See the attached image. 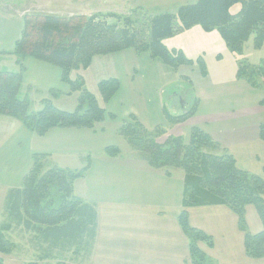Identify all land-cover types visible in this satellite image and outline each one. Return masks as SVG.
<instances>
[{
	"label": "crops",
	"instance_id": "obj_1",
	"mask_svg": "<svg viewBox=\"0 0 264 264\" xmlns=\"http://www.w3.org/2000/svg\"><path fill=\"white\" fill-rule=\"evenodd\" d=\"M76 1L91 5L97 0ZM194 1L123 0V3H131L130 7L144 5L148 13H164L176 11V5ZM35 5L53 14L87 12L70 7L50 8L38 0ZM24 15L0 6V53L14 50L24 29ZM163 42L169 49L182 50L188 58L203 56L208 74L204 76L196 63L173 69L151 58L148 52L128 48L96 55L90 65L100 57L102 65L108 62L112 68L108 78L116 77L120 82L119 90L105 104L115 116L104 122L107 127H53L38 135L18 119L0 115V221L7 191L22 185L32 167L33 154L44 153L52 164L60 167L81 169L89 165L73 184L74 193L93 203L98 212V231L89 264H191L189 240L178 219L183 207L184 175L180 172L166 175L135 155L124 159L120 154L128 143L118 133L116 120L135 114L147 128L164 124L167 121L164 111H170L164 87L171 86L172 81L166 69L171 68L190 83L187 89L196 101L194 115L185 121L189 125L170 124L171 129L186 138L191 128L197 126L228 149L240 168L263 175L264 140L260 137V125L264 124L261 104L264 86L254 88L237 78V58L218 30L205 31L201 25H195ZM22 63V85L26 91L55 90L60 94L56 98L73 94H69V85L63 82L58 66L33 56L25 57ZM190 66L197 72L195 78L180 73ZM110 145L119 147L120 153L107 154L105 150ZM87 155H90L88 163L79 160ZM188 210L190 223L213 237V247L204 242L199 245L218 264H264V257L247 255L238 217L228 206H193ZM246 218L253 233L262 230L263 224L253 205L246 207Z\"/></svg>",
	"mask_w": 264,
	"mask_h": 264
},
{
	"label": "trees",
	"instance_id": "obj_2",
	"mask_svg": "<svg viewBox=\"0 0 264 264\" xmlns=\"http://www.w3.org/2000/svg\"><path fill=\"white\" fill-rule=\"evenodd\" d=\"M238 9L233 10L234 7ZM135 13H139L135 10ZM133 15L95 13L90 16L65 17L53 13L26 15L21 37L11 53L18 56L20 69L0 70V114L20 120L29 130L44 135L53 127L95 128L107 119H115L108 112V103L119 90L116 77L98 82L100 103L86 86L82 76L71 78L74 69H87L96 55L133 48L148 52L151 58L177 69L180 65L196 63L206 76L208 67L203 56L188 58L180 49H169L163 40L201 25L205 31L218 30L229 50L237 58V78L252 87L264 86V59L254 64L244 54L245 43L254 37L255 48L264 43V0H195L181 5L174 12L150 15L148 26ZM116 21H115V20ZM120 22V23H119ZM143 25V26H142ZM145 26V27H144ZM33 56L58 66L63 82L70 92H79L74 110L58 108L49 98L41 100L42 107L32 111L27 97L19 91L22 87L23 60ZM52 95H58L51 90ZM264 105V100L261 101ZM195 109L179 115L164 113L170 124L185 122L194 115ZM137 156L152 168L184 170L183 207L179 223L189 240L191 264H218L205 253L199 243L213 247V237L189 221V208L193 206L226 205L238 217L244 233L246 253L252 258L264 257V171L259 175L237 165L236 158L208 132L197 126L191 128L190 140L171 135L164 142L158 140L164 132L162 126L148 129L135 114L121 121L117 128ZM260 137L264 140V124L260 125ZM208 149L220 150L219 154ZM106 153L116 156L120 149L115 145ZM30 171L20 187L7 191L4 205V221L0 222V253L10 254L19 246L8 234L21 229L28 233L29 243L38 252L39 261L55 259V264H68L65 258L89 260L95 246L98 231V212L93 203L74 193V181L82 177L89 165L71 169L52 164L48 155L34 153ZM253 205L263 224L262 230L253 233L246 218V207ZM0 264H7L0 257Z\"/></svg>",
	"mask_w": 264,
	"mask_h": 264
},
{
	"label": "rangeland",
	"instance_id": "obj_3",
	"mask_svg": "<svg viewBox=\"0 0 264 264\" xmlns=\"http://www.w3.org/2000/svg\"><path fill=\"white\" fill-rule=\"evenodd\" d=\"M175 1L179 2L181 0H174V2ZM38 3H40L42 6H48L50 8L55 7V8H63L64 9V8L70 7V8H79V9L87 11L86 13H85V11H79L81 13L64 12V13H60V14L58 13L57 14V15L65 16V17H72V16H78V15L90 16L91 14H95L98 12H100V13H116V14H120V15L121 14L133 15L134 18H138V20L140 21V24L144 23L145 26H148V24H147L148 22H146V19L148 18V16L160 14V13H153L152 11H150L149 12L150 14H149L147 8L144 5H137L136 7H130L131 3L124 5L123 0H105V1L97 0L94 3H92L91 5L79 4L78 1H76V0H61V1L38 0ZM72 5H75V7H72ZM0 6L5 7L8 10V12H12L16 15L23 13V15L25 14L24 18L26 15H33V14L36 15V14H41V13H48L46 11H43L42 8H40L38 5H35V0H0ZM179 7H177V5H176L177 9ZM103 8H106L107 10L106 11H96V12L94 11L93 13L91 12V10H98V9H103ZM238 8H239V6H236L233 8V10H236ZM135 10H137L139 13L136 14ZM165 12H167V11H165ZM170 12H172V11H170ZM0 55H5L4 57L0 56V70H2V71H17L20 69L17 55L2 54V53H0ZM243 57H245L246 59H248L249 62L254 63V64L260 62L262 59H264V43L259 49L255 48L254 37L251 36L250 39L245 43ZM100 59H101L100 57H98V59L95 58L94 64H92V66H90V68L86 71L82 70V69H74L71 72V78L76 79L79 76H82L83 78H85L86 80L85 79L84 80H85L87 88L94 95H96L97 98L99 99L100 103L103 104L100 92L98 90V82L104 78L105 79L108 78L109 74H111L110 72L112 71V68H110L108 66L109 65L108 62H103L105 65H102L101 64L102 62ZM168 69H166V70L169 71V72H167L168 76L170 77L169 80L172 77V81H171V86L164 87V92L166 94V98H168V101H169V103H168V107L170 108L169 113L172 115H179V114H183V113H186V112L194 109L196 107L195 106L196 101L194 100V97H193L192 93L190 92V90L187 89L190 86V83L184 77L180 78L177 74H175L173 72V69H171V68L169 70ZM180 73L181 74H190V76H192V77L194 76V78H195V76H196L195 74L197 72L192 71V67L190 66V67H185L182 70H180ZM2 83H3V81L0 80V86ZM177 90H179V91L176 92ZM19 94H20V96L27 97L30 100L32 111L39 110L42 107L41 100L44 98L51 99L54 102V104L60 109L72 111L76 108V106L78 104V97H79L80 93L74 92L72 95L63 94L60 97L56 98L57 95H52V93H40V92L35 91V90H32V92L31 91L28 92L25 90V88H23V85H22V87L19 91ZM58 95H60V94H58ZM0 115H3V114H0ZM7 116H9V115H7ZM10 117H12V116H10ZM12 118H14V117H12ZM15 119H17V118H15ZM106 123H104V124L99 123L96 126L98 128L107 127ZM116 123H115L116 124L115 127L116 126L119 127L121 125V120H116ZM178 124H180V123H178ZM181 125L182 126L186 125V127H187L189 124H187V122H182ZM157 126H162V129L164 130V132L162 134H160V136L158 138V140L160 142H164L171 135H177V136L183 137V135L179 134L180 131H176V129H174V128L171 129L172 126H170V123L168 120L166 122H164V124H158L155 127L148 128V129L153 130ZM186 131H188V130H186ZM189 136L190 135H187L186 138L183 137L184 140L186 141V143L189 142V140H190ZM208 150L212 153H215V154H219L221 152L220 150H216V149H208ZM120 155L121 156L123 155L124 159H128V158L130 159L134 155L136 157H138L136 152L128 145L125 147V151H123V153H121ZM89 156L90 155H87V156H85V158L79 159V160H82L83 163H88L89 162L88 160L90 158ZM169 170H170L172 175L177 174L179 172L182 173V175H184V170L182 168H171ZM161 171L165 172L164 170H161ZM259 220H260V218H259ZM2 221H4V217L3 218L1 217L0 222H2ZM262 228L263 227L261 226V229ZM8 236L11 240H13L15 243L18 244L19 248H18V250L15 249V251L10 253V254H1L0 253V257H2L7 264H26L28 261H33V260L39 261V259L37 258L38 252L36 250H34V248L29 243V236L30 235L28 233H24V232H22L21 229H17L15 231H11L8 234ZM65 260L68 264H89V260H85L84 258L75 259V258H72V256L70 254H68V257L65 258ZM40 263L41 264H55L56 260L55 259L45 260V261H40Z\"/></svg>",
	"mask_w": 264,
	"mask_h": 264
}]
</instances>
